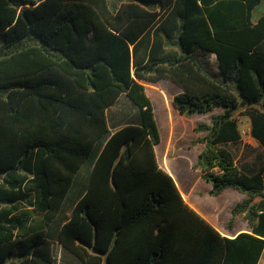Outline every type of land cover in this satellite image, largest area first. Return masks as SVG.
Segmentation results:
<instances>
[{
  "label": "trees",
  "instance_id": "trees-1",
  "mask_svg": "<svg viewBox=\"0 0 264 264\" xmlns=\"http://www.w3.org/2000/svg\"><path fill=\"white\" fill-rule=\"evenodd\" d=\"M264 0H0V264H54L46 229L78 174L82 194L57 233L81 264H258L264 251ZM214 55L218 77L194 55ZM169 80L198 124L195 169L218 198L245 195L221 235L156 161L160 135L139 81ZM124 95L133 122L111 132ZM155 105V103H154ZM155 112L157 110L155 107ZM236 115L261 153L236 160ZM158 119V116H157ZM159 123V122H158ZM248 149V147H245Z\"/></svg>",
  "mask_w": 264,
  "mask_h": 264
},
{
  "label": "rangeland",
  "instance_id": "rangeland-1",
  "mask_svg": "<svg viewBox=\"0 0 264 264\" xmlns=\"http://www.w3.org/2000/svg\"><path fill=\"white\" fill-rule=\"evenodd\" d=\"M263 12L264 1L256 8L253 16H259ZM194 55L197 59L202 61L203 55L198 49H195ZM203 61L208 71L212 75L218 77V69L215 58L211 55H206ZM143 84L147 92L152 96L157 108V116L159 117L157 120L158 122L160 120L159 126L162 133V140L157 149L160 168L172 175L181 196L193 210L200 215L201 208L202 211L209 214L211 218L216 221V223H220L225 226L229 218L231 208L235 203L242 201L243 198H245V195L240 194L235 190L228 189L225 190L218 198L209 197L207 192L210 185L204 183L200 179L199 171L194 168L196 158L202 151L203 145H190V143L197 137H203L206 135V132L195 134L193 129L198 124L208 125L211 116L219 113L220 110H215L207 115H195L191 118L182 117L174 112L171 105L170 94L173 89L176 90V88L171 85L169 81L162 80L159 81V83L144 82ZM124 102H127L128 105H124ZM129 105L134 107L136 110L134 108L125 107ZM111 108H119L120 112L128 110L129 117L134 115L135 111L137 112V108L133 106V104L124 95H121ZM110 116L111 112H109V117ZM236 119L242 135V141L240 145L229 146L228 149L235 154V157H239V162L242 160L245 162H251L256 154L261 153V148L258 143L250 137L249 119L243 115H236ZM131 120L132 118H130L127 122H130ZM109 122V129L111 131L114 127L111 124L112 120L109 119ZM245 147H248V149ZM74 191L75 188H71L62 204L61 214L47 229V238L53 244L54 260H57L61 249L59 248L58 252V248L55 244V241L57 240V233L52 235L51 232L54 227L57 229L61 225L64 216H69L71 213L72 206L77 199V195ZM214 226L215 225H213V227ZM233 226L239 228V230L249 229L242 216H238L235 219ZM54 263L56 264V261H54ZM259 263L264 264V258H262Z\"/></svg>",
  "mask_w": 264,
  "mask_h": 264
},
{
  "label": "crops",
  "instance_id": "crops-1",
  "mask_svg": "<svg viewBox=\"0 0 264 264\" xmlns=\"http://www.w3.org/2000/svg\"><path fill=\"white\" fill-rule=\"evenodd\" d=\"M256 10V9H255ZM254 13V12H253ZM264 13V12H263ZM263 13H261L259 16H261ZM259 16H253V20H254V22L256 21V19L259 17ZM206 55H204L203 57H202V61H203V59H204V57H205ZM211 56H213L214 57V55H211ZM215 58V57H214ZM204 62V61H203ZM204 67V69L208 72V73H210L209 71H208V69H207V67L204 65L203 66ZM211 74V73H210ZM218 74H219V71H218ZM212 75V74H211ZM163 80H165V79H163ZM159 81H162V80H159ZM159 81H157V82H150V83H159ZM166 81H169V80H166ZM143 86H144V82H148V81H139ZM169 83L171 84V85H173L175 88H176V90H174L173 89V91L171 92V94H170V97H171V100H172V98H173V96L174 95H176L177 93H179L181 90H180V88L177 86V85H175L174 83H172L171 81H169ZM145 91H146V94H147V96H148V98L150 99V101H151V103H152V105H153V112H154V115H155V120H156V124H157V127H158V131H159V135H160V143H161V140H162V133H161V129H160V120H159V123H158V120H157V114H156V112H155V107H156V105H154V101H153V99H152V96H151V94L150 93H148L147 92V90H146V88H145ZM119 99V98H118ZM124 105H128V103L127 102H124ZM172 105V104H171ZM112 107V106H111ZM109 108L108 110H107V112H106V116H107V120H108V125H109V119L110 120H112V126L114 127L113 128V130H111V132L113 133V132H115L117 129H119V128H121L122 126H124V125H126V124H129V123H131V122H133V120L136 118V116H137V112L135 111V114L134 115H132L131 117H129L128 116V110H126V111H123V112H120L119 111V108H117V109H113V108ZM125 107H127V108H134V107H132V106H125ZM173 107V106H172ZM135 109V108H134ZM136 110V109H135ZM156 110H157V108H156ZM173 110H174V112H176V110L173 108ZM109 112H111V116L109 117ZM177 113V112H176ZM130 118H132V120L130 121V122H127ZM159 118V117H158ZM127 122V123H126ZM254 140V139H253ZM160 143L158 144V145H156L155 147H154V151H155V156H156V161H157V164H158V166H159V161H158V153H157V149H158V147H159V145H160ZM236 160H239V157H236ZM160 167V166H159ZM165 172H167V171H165ZM168 173V172H167ZM80 174V175H79ZM78 174V176L76 177V181L74 182V184L72 185V187L71 188H75V194L77 195V199H79V197L81 196V194H82V185L86 182V180H87V176H88V174H89V168L87 167L86 169H84V171L81 173H79ZM171 177H172V175L170 174V173H168ZM173 178V177H172ZM173 180H174V178H173ZM71 188H70V190H71ZM70 190L68 191V193L70 192ZM68 193H67V195H68ZM67 195H66V197H67ZM66 197H65V199H66ZM77 199L75 200V201H77ZM75 203V202H74ZM61 209H62V207L60 208V211H59V213H58V215H57V217L61 214ZM71 214V213H70ZM70 214H69V216H70ZM69 216H64L63 217V219H62V222H61V225L64 223V222H66L67 220H68V218H69ZM200 216L201 217H203L212 227H213V225H215L213 228L216 230V231H218L221 235H223V236H227V237H234V236H236L238 233H240V232H247V231H249V229H244V230H239V228H237V227H233V229H232V231L229 233V232H227L226 231V229H225V226L224 225H221L220 223H216V221L214 220V219H212L211 218V216L209 215V214H207V213H205L204 211H202V209L200 208ZM56 217V218H57ZM60 225V226H61ZM60 226L57 228V229H55V227L52 229L53 231L51 232V234L52 235H55V233H58V231H59V228H60ZM48 229V228H47ZM47 229H46V235H47ZM55 244H56V246H57V248H58V252H59V248L61 249V251L59 252V256L57 257V260H59V263L60 264H81L80 263V261L75 257V256H73L72 254H70L69 252H67V251H65L61 246H60V244L58 243V240H56L55 241ZM262 258H264V251H263V253H262V256H261V258H260V260H259V262L261 261V259ZM53 259H54V256H53ZM54 261H56V260H54ZM62 261V262H61ZM258 262V264H260ZM55 264V263H54Z\"/></svg>",
  "mask_w": 264,
  "mask_h": 264
},
{
  "label": "built area",
  "instance_id": "built-area-1",
  "mask_svg": "<svg viewBox=\"0 0 264 264\" xmlns=\"http://www.w3.org/2000/svg\"><path fill=\"white\" fill-rule=\"evenodd\" d=\"M56 264H60V263H59V260H56Z\"/></svg>",
  "mask_w": 264,
  "mask_h": 264
}]
</instances>
